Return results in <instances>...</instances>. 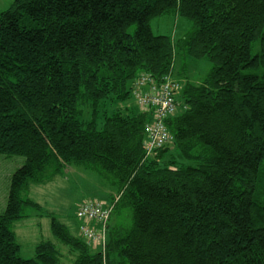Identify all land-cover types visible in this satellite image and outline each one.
Listing matches in <instances>:
<instances>
[{
    "label": "trees",
    "instance_id": "16d2710c",
    "mask_svg": "<svg viewBox=\"0 0 264 264\" xmlns=\"http://www.w3.org/2000/svg\"><path fill=\"white\" fill-rule=\"evenodd\" d=\"M172 16L189 31L154 35ZM205 62L199 83L181 71ZM163 95L169 140L149 151L160 105L139 99ZM3 156L23 162L0 264H60L50 240L26 254L11 225L43 212L22 198L31 184L71 167L117 190L86 201L105 219H79L77 205L91 238L48 215L72 264H264V0H13L0 13Z\"/></svg>",
    "mask_w": 264,
    "mask_h": 264
},
{
    "label": "rangeland",
    "instance_id": "374dc122",
    "mask_svg": "<svg viewBox=\"0 0 264 264\" xmlns=\"http://www.w3.org/2000/svg\"><path fill=\"white\" fill-rule=\"evenodd\" d=\"M12 2L13 0H0V13L6 10ZM169 18V20L157 18L151 22L154 35H166L171 39H178L189 31L190 24L184 19L176 20L174 16ZM181 63L182 60L176 57L175 68H178ZM205 63H196L184 67L181 71L191 83H199L210 68L209 64ZM22 162L21 158H0V212L5 206L9 178ZM50 177L51 175H48L45 178L48 181L42 184H31L27 192L22 194L23 199L27 198L41 206L42 214L28 210V217L14 222L11 230L26 254H32L38 243L50 240L58 246L57 249L62 255L60 264H72L73 254L68 248L56 244L52 237L48 215L64 224L71 234L78 235L85 227H80L79 219L76 218L77 205L89 201L90 198L104 199L108 192H112V197H114L117 195V190L111 188L109 181H104L97 174L81 167H71L53 180L54 176Z\"/></svg>",
    "mask_w": 264,
    "mask_h": 264
},
{
    "label": "built area",
    "instance_id": "2783aa9c",
    "mask_svg": "<svg viewBox=\"0 0 264 264\" xmlns=\"http://www.w3.org/2000/svg\"><path fill=\"white\" fill-rule=\"evenodd\" d=\"M141 101V105L145 103H158L159 113L157 112L154 116L155 120L153 124L148 125L147 127V135H148V149L149 151L153 150L155 147H161L163 144L167 143L169 138L166 133L164 126L161 124L162 118L168 116L173 110L172 99L168 98L167 95H163L162 97H153V96H144L139 99ZM77 217L82 220L92 218L105 219L106 212L103 211L100 204L96 202H83L77 212ZM85 236L91 238V233L87 231L86 228L82 229ZM91 235H90V234Z\"/></svg>",
    "mask_w": 264,
    "mask_h": 264
}]
</instances>
